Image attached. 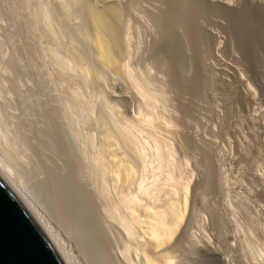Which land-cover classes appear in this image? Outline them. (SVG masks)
<instances>
[{
	"label": "rangeland",
	"instance_id": "374dc122",
	"mask_svg": "<svg viewBox=\"0 0 264 264\" xmlns=\"http://www.w3.org/2000/svg\"><path fill=\"white\" fill-rule=\"evenodd\" d=\"M118 3L134 9V35L140 45L136 57H149L157 65L153 74L168 97L165 113L176 123L170 128L188 141L183 148L180 139L165 134L191 177L189 207L177 234L185 264H207V249L218 253L217 264H264V255L254 260L249 244L264 243V0L98 2ZM77 16L64 23L75 27L81 20ZM30 19L25 0H0V112L14 129L15 142L7 159L17 174L21 171L25 188L66 237L80 264H120L119 237L116 241L94 202L79 142L63 111L61 89L39 52ZM175 51L181 56L177 64ZM174 64L181 68V82L174 81ZM111 75L115 77L110 81ZM109 77L104 84L110 97L121 102L120 110L134 115L133 93L120 76Z\"/></svg>",
	"mask_w": 264,
	"mask_h": 264
},
{
	"label": "bare ground",
	"instance_id": "6f19581e",
	"mask_svg": "<svg viewBox=\"0 0 264 264\" xmlns=\"http://www.w3.org/2000/svg\"><path fill=\"white\" fill-rule=\"evenodd\" d=\"M41 1L25 0L32 27L38 34L41 49L39 52L51 67L52 74H55L54 80L61 89L62 98L61 93L59 94L63 111L67 115L73 136L76 137L74 139L79 142L80 149L77 150H80L81 161L84 162L91 178L96 200L94 202L98 204L96 206H99L98 209L106 222L104 223L110 229L108 230L116 235L114 236L116 241L117 236L119 237L118 245V241L116 242L119 263L185 264L184 253H181L182 250L179 248L180 236L178 237L177 234L185 221L189 207L191 177L187 174L188 171L183 170L187 166L182 165V161L179 164L175 154L177 151L174 152L175 148L174 150L172 148L174 143L171 144L172 138H169L174 136L176 140L180 139L183 148L188 141L184 138L185 136H181L176 130L170 128L176 123L169 114L165 113L168 109V97L164 84L153 74L156 70H154L155 62L152 59L150 61L149 57H136L140 45L134 35V27H138L136 22H133L134 9L131 11L130 6H120L119 3V5L107 4L108 6L98 4L105 0H55L58 1L56 3L51 0L54 4ZM72 16L81 18L75 27L71 24L73 28L66 24ZM164 21H162L163 24L167 25ZM162 47L164 49L165 46ZM179 52L181 54V50ZM176 55L173 56L175 59H177ZM175 59L173 60L176 64L178 61V63L181 62V58L177 61ZM175 68L173 70L175 80L174 77L172 78L177 83L181 68L177 65ZM110 73L120 76L126 83V89L133 93L134 115L129 114L128 109L127 112L120 110L121 102L110 97V91L108 92L105 88L109 84ZM114 77L112 78L111 75L110 81ZM9 126L0 112V146L3 149L1 150L3 155L0 152V175L38 218L69 263L80 264L66 237L60 233L50 217L25 188V182L22 181L24 178L21 179L20 176L21 171L17 174L12 165L13 161L11 163L8 160L10 158L7 159V155L15 147L11 136L14 129H9ZM165 134H170V137ZM186 156L181 157L187 160L184 164L188 165ZM252 243L253 240L249 244L254 260L263 257L264 243L261 246L258 243V247ZM207 252V264H217L218 253L208 249Z\"/></svg>",
	"mask_w": 264,
	"mask_h": 264
},
{
	"label": "water",
	"instance_id": "95a60500",
	"mask_svg": "<svg viewBox=\"0 0 264 264\" xmlns=\"http://www.w3.org/2000/svg\"><path fill=\"white\" fill-rule=\"evenodd\" d=\"M0 264H70L38 218L1 175Z\"/></svg>",
	"mask_w": 264,
	"mask_h": 264
}]
</instances>
